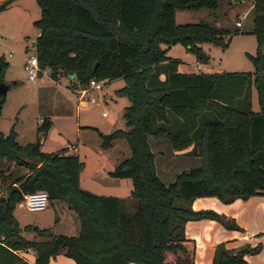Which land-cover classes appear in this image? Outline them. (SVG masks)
<instances>
[{"label": "trees", "instance_id": "16d2710c", "mask_svg": "<svg viewBox=\"0 0 264 264\" xmlns=\"http://www.w3.org/2000/svg\"><path fill=\"white\" fill-rule=\"evenodd\" d=\"M11 1L1 3L0 10ZM221 1L36 0L40 16L33 22L39 33L34 50L40 71L49 68L52 78L68 73L80 84L91 78L124 79L117 93L128 99L126 128L101 135L105 147L117 137L126 139L130 156L108 173L131 179L130 196L136 202L128 213L125 199L80 185L83 163L77 155L64 148L44 152L41 135L50 128V120L43 119L36 139L26 144L18 143L13 129L7 134L0 131V177L10 180L0 195V264H47L59 253L75 264H194L196 244L185 236L187 220L206 217L238 228L226 215L194 210L191 203L201 196L231 202L264 195V0H252L257 50L248 57L253 72L182 73L177 70L179 60L162 47L180 42L206 63L202 43L225 47L227 29L205 19L178 24L175 12L215 10ZM6 66L0 58V82ZM252 84L258 111L251 108ZM4 100L0 93V114ZM171 116L179 122L176 131ZM150 137L168 138L174 149L195 139L200 164L164 182L155 169ZM19 167L26 171L21 173ZM36 190L47 192L55 222L63 207L75 212L79 222L75 235L19 225L15 205ZM23 232H32L35 238L28 239ZM27 249L35 253L33 263L18 253ZM249 251L248 246L234 250L220 242L211 264H243Z\"/></svg>", "mask_w": 264, "mask_h": 264}, {"label": "rangeland", "instance_id": "374dc122", "mask_svg": "<svg viewBox=\"0 0 264 264\" xmlns=\"http://www.w3.org/2000/svg\"><path fill=\"white\" fill-rule=\"evenodd\" d=\"M4 1L1 0L0 4ZM251 7L252 0H222L215 10H176L175 21L178 24L205 19L227 29L225 47L204 42L202 49L208 55L209 65L201 67L200 71L215 72L226 69L253 72L254 65L248 54L255 55L257 49L256 37L252 32ZM39 16L40 9L36 0H12L0 10V58L7 62L2 82L9 85L0 114V131L7 134L13 129L18 143L26 144L36 139L37 127L43 119L50 120V128L41 135L44 152L64 148L67 153L77 155L83 163L79 176L83 188L94 193L136 200L130 196V178L113 177L108 173L121 160L130 156L131 150L126 139L117 137L105 147L101 135L118 128H126L124 107L128 104V99L117 93V89L124 84V79H106L100 89H90L86 97H94L95 102L86 106L78 103V88L85 87L88 83L80 84L71 74L59 72L56 78H52L49 68H45L34 80H30L24 63L35 55L29 42L38 34L33 22ZM237 20L241 21V25L236 24ZM162 47L166 48V55L182 60L185 69L196 71L195 64L200 61L182 43L176 42L169 46L162 44ZM262 52L264 55V45ZM250 102L252 110L258 111L259 102L253 84ZM103 111L106 112L105 116L102 115ZM67 144H76L77 149L65 148ZM160 146H163L162 143ZM165 159V155L156 156L155 162L159 171L165 168ZM167 167L171 170L168 164ZM19 169L21 173L26 171L23 167ZM171 172L161 174V179L164 182L172 181L174 178H171ZM9 181L3 182L0 177V195L6 192L5 187ZM15 215L21 223H39L42 227L51 223L56 213L50 204L42 210H29L22 200L17 204ZM59 229L51 230L53 233L57 230L63 232ZM25 236L34 237L27 232Z\"/></svg>", "mask_w": 264, "mask_h": 264}, {"label": "crops", "instance_id": "0c3cea01", "mask_svg": "<svg viewBox=\"0 0 264 264\" xmlns=\"http://www.w3.org/2000/svg\"><path fill=\"white\" fill-rule=\"evenodd\" d=\"M203 44L204 43H202V47ZM182 63L184 62L182 60H179V63L177 65V70L179 72L188 73L195 71L185 69L186 67ZM206 65H209V62H197L195 64V72H200L201 67H204ZM223 71L237 70L223 69ZM160 78H164L163 72L160 74ZM171 119V121H173L172 130L176 131L179 126V122L174 120L173 117H171ZM161 143L163 146H160ZM149 145L154 153L155 169L159 177L161 176V174H166L169 171H172L170 173L171 178H174L175 174L182 169L197 166L201 162L198 150L199 147H197L195 139L190 145L183 149L172 148L168 138L164 139L150 137ZM158 146H160V148ZM154 147L157 149H154ZM157 155L166 156V159L164 160L165 172L163 171L164 169H161V171L158 170L157 164L155 162ZM167 164L170 166L171 170H169ZM135 202L136 200L132 199L126 200L124 207L128 213H132L134 211ZM17 204L15 205L13 211L15 217ZM191 207L194 210H213L217 213L224 214L229 219H231V221H234L238 226V228H230L223 225L216 219L206 217L187 220L184 224L185 236L194 239L196 244L194 264H211L215 246L220 242H224L226 247L232 248L234 250H238L243 246H248L249 249H252V251H249L244 255L245 263L243 264H262L264 262V195L255 194L247 198L237 197L231 202H222L216 196H201L193 199ZM69 219H71V221ZM17 221L21 227L26 224H32L40 228H61L63 232L57 230L56 233H64L68 235H75L79 229V222L75 212L71 209H67L66 207H63L60 210L59 220L57 222H55L54 217V220L51 223L45 224L42 227L39 223H21L18 219ZM27 233L33 234L32 232ZM23 235L25 236V232H23ZM34 238L35 236L28 239ZM18 253L27 261L33 263L35 253L31 249L19 250ZM47 264H75V261L71 257L66 256L63 253H59L55 257L50 258Z\"/></svg>", "mask_w": 264, "mask_h": 264}, {"label": "built area", "instance_id": "2783aa9c", "mask_svg": "<svg viewBox=\"0 0 264 264\" xmlns=\"http://www.w3.org/2000/svg\"><path fill=\"white\" fill-rule=\"evenodd\" d=\"M236 24L241 25V21L237 20ZM24 69L27 71L28 78L30 80H34L38 73H42V71H40L36 55H32L31 57L25 60ZM105 82L106 79L91 78L85 87H79L78 103L82 106L94 103L95 98L92 96L86 97L87 93L90 89H100ZM102 115H106V112L103 111ZM65 148H71L73 150L77 149L76 144H67ZM23 202L29 210H42L48 205L47 192L45 190H36L26 193L23 197Z\"/></svg>", "mask_w": 264, "mask_h": 264}, {"label": "water", "instance_id": "95a60500", "mask_svg": "<svg viewBox=\"0 0 264 264\" xmlns=\"http://www.w3.org/2000/svg\"><path fill=\"white\" fill-rule=\"evenodd\" d=\"M232 1L238 2L239 0H232ZM35 45H36V40L35 39L30 40V42H29L30 48L34 49ZM8 87H9V85L5 84L4 82H0V93L5 94ZM6 197H7V194H6Z\"/></svg>", "mask_w": 264, "mask_h": 264}]
</instances>
